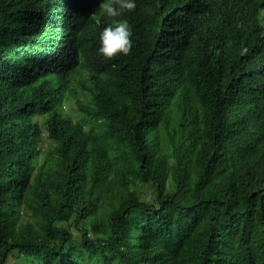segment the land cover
<instances>
[{"label": "trees", "instance_id": "1", "mask_svg": "<svg viewBox=\"0 0 264 264\" xmlns=\"http://www.w3.org/2000/svg\"><path fill=\"white\" fill-rule=\"evenodd\" d=\"M101 2L0 0V264H264V0Z\"/></svg>", "mask_w": 264, "mask_h": 264}, {"label": "clouds", "instance_id": "2", "mask_svg": "<svg viewBox=\"0 0 264 264\" xmlns=\"http://www.w3.org/2000/svg\"><path fill=\"white\" fill-rule=\"evenodd\" d=\"M135 0H103L99 10L108 17H122L135 10ZM133 31L126 19L114 21L99 32L98 54L105 59L129 55L133 47Z\"/></svg>", "mask_w": 264, "mask_h": 264}, {"label": "rangeland", "instance_id": "3", "mask_svg": "<svg viewBox=\"0 0 264 264\" xmlns=\"http://www.w3.org/2000/svg\"><path fill=\"white\" fill-rule=\"evenodd\" d=\"M94 14H95L96 16H99V15H101V14H103V13L99 10V7H98V8L96 9V11H95ZM103 15H105V14H103ZM262 16L264 17V13H262ZM65 108H66V110H68V111L71 113L72 116H74V115L76 114V110L74 109L73 106H66ZM8 264H15V263H14V261L11 259V260L9 261Z\"/></svg>", "mask_w": 264, "mask_h": 264}, {"label": "bare ground", "instance_id": "4", "mask_svg": "<svg viewBox=\"0 0 264 264\" xmlns=\"http://www.w3.org/2000/svg\"><path fill=\"white\" fill-rule=\"evenodd\" d=\"M138 3V2H137ZM91 14V13H90ZM102 15V14H101ZM103 16V15H102ZM106 16V15H105ZM94 17V16H93ZM96 17V16H95ZM104 18V17H103ZM95 19V18H94ZM96 19H98V18H96ZM97 21V20H96ZM103 21V20H102ZM98 22V21H97ZM97 22H96V24H97ZM48 54V53H47ZM46 55V54H45ZM45 55H43V56H45ZM61 121V120H60ZM64 121V120H63ZM59 122V121H58ZM57 123V122H56ZM56 125V124H55ZM61 125V124H60ZM42 129H43V127H42ZM41 130V129H40ZM41 132V131H40ZM50 149V148H49Z\"/></svg>", "mask_w": 264, "mask_h": 264}]
</instances>
